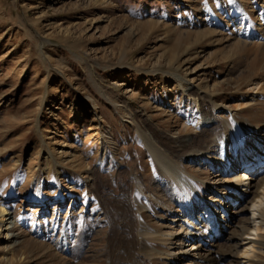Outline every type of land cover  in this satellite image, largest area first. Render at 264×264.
Returning <instances> with one entry per match:
<instances>
[{"label":"rangeland","instance_id":"374dc122","mask_svg":"<svg viewBox=\"0 0 264 264\" xmlns=\"http://www.w3.org/2000/svg\"><path fill=\"white\" fill-rule=\"evenodd\" d=\"M262 88L264 0H0V264H115L123 229L173 234L172 200L187 197L164 192L156 157L213 197L216 166L190 163L179 140H206L205 112L229 156V124L264 141Z\"/></svg>","mask_w":264,"mask_h":264},{"label":"bare ground","instance_id":"6f19581e","mask_svg":"<svg viewBox=\"0 0 264 264\" xmlns=\"http://www.w3.org/2000/svg\"><path fill=\"white\" fill-rule=\"evenodd\" d=\"M219 108L221 110L222 107ZM201 119L202 130L210 131L206 140L200 143L191 137L179 140L176 152H183V157L190 159V163L196 166L205 160L212 169L216 166L218 176L214 177L220 178L221 188L212 192L213 197H203L197 185L192 182L191 178L194 177L181 164L158 155L156 161L172 181L164 192L177 193V186L183 189L187 197L184 201L177 194L172 200L181 214L170 221L174 233L151 230L142 224L135 233V240L128 242L130 232L123 229L115 264H126L125 261L131 256L138 259V264H150L162 257L166 259L165 264H223L227 260L226 249L232 250L238 246H242V250L236 257L230 255V259L242 260V264H255L258 260V253L264 247V141L256 140L255 129L258 125L240 124L235 122L237 119H233L235 124L227 125L230 130L229 139L234 141L229 156L224 147L225 132L217 133L218 127L212 123L215 119L207 113L202 112ZM251 142L260 145L259 150L254 157L246 159L245 147ZM207 154L210 156L207 157ZM201 184L206 187L211 185L206 181H201ZM139 185L137 181L138 188ZM233 206L236 208L229 212ZM247 206L251 208L252 225L242 217ZM7 215L0 208L1 222L6 221ZM247 231L248 234L242 237ZM169 238L173 242L180 241L182 245L176 255L169 253ZM132 243L134 246H131Z\"/></svg>","mask_w":264,"mask_h":264}]
</instances>
